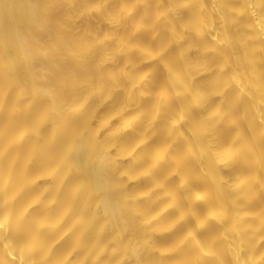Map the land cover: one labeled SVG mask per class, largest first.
I'll return each instance as SVG.
<instances>
[{
  "label": "bare ground",
  "instance_id": "obj_1",
  "mask_svg": "<svg viewBox=\"0 0 264 264\" xmlns=\"http://www.w3.org/2000/svg\"><path fill=\"white\" fill-rule=\"evenodd\" d=\"M41 256L264 264V0H0V264Z\"/></svg>",
  "mask_w": 264,
  "mask_h": 264
},
{
  "label": "clouds",
  "instance_id": "obj_2",
  "mask_svg": "<svg viewBox=\"0 0 264 264\" xmlns=\"http://www.w3.org/2000/svg\"><path fill=\"white\" fill-rule=\"evenodd\" d=\"M146 77H147L146 75L145 76H141L140 79H139V81L137 83L142 82ZM42 262H43V257L41 256L39 259H37L34 262V264H42Z\"/></svg>",
  "mask_w": 264,
  "mask_h": 264
}]
</instances>
